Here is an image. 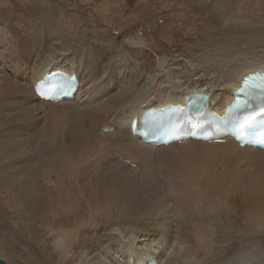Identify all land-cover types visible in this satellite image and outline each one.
I'll return each instance as SVG.
<instances>
[{"label":"bare ground","instance_id":"obj_1","mask_svg":"<svg viewBox=\"0 0 264 264\" xmlns=\"http://www.w3.org/2000/svg\"><path fill=\"white\" fill-rule=\"evenodd\" d=\"M182 1L230 45L214 46L194 70L170 66L140 81L143 64L132 65L131 52L122 51L125 44L146 45L135 33L123 32L116 48L102 38L91 46L88 36L74 39L69 22L60 28L61 22H46L45 33L56 35L42 48L44 31L28 28L30 39L25 30L26 39L13 42L16 20L2 18L0 211L19 223L41 264H264V239L256 241L264 231V171L256 173L254 163L251 178L240 173L263 160L264 151L230 138L153 147L130 132L129 122L146 108L185 104L192 94H206L223 115L243 77L264 71V0ZM18 48L21 60L12 56ZM56 71L80 78L74 100L53 103L35 93ZM60 118L78 122L65 131ZM43 119L54 130L40 136ZM64 136L70 144L55 147Z\"/></svg>","mask_w":264,"mask_h":264},{"label":"rangeland","instance_id":"obj_2","mask_svg":"<svg viewBox=\"0 0 264 264\" xmlns=\"http://www.w3.org/2000/svg\"><path fill=\"white\" fill-rule=\"evenodd\" d=\"M103 1L0 0V22H2L3 17L16 20V27L14 24L11 26V33L15 39H13V42L22 41V37L24 36L26 39L25 30H28V28L38 30V33L44 31V38L40 41L39 45V47L42 48H50L52 46L50 41L53 36L56 35L53 34L52 38L48 36L49 32H46V22L51 23L54 21L53 23L55 24V26L57 25V22H61L58 25L59 28L60 25H62L64 22H69L71 26L67 31L75 32L76 36L74 39L81 35L88 36V38H91V46H93V43L98 42L96 39L102 38L103 42H105L107 46L112 45L114 46V48H116V46L122 39V35L124 34L123 32L126 31L130 34L135 33L140 36L141 39L145 40L146 45L141 44L140 46L135 47L125 44L124 47H122V51L127 52L128 50L129 53L131 52L132 57H134L135 59L134 61L132 59V65H135L136 63L143 64L141 65L142 67L140 68V71H137V76H139V79L137 80L139 81L143 77L145 78L147 74L155 75L161 69L168 70L170 66H172L174 69L183 70V67L185 65H193L194 70L195 68H197V66L205 64V60L202 56H205L206 54H208V52H213V50L215 49L214 46L218 47L219 45H221L225 47L230 45L226 44L229 43L228 41H223L217 37L216 31L213 27H211V25L203 23L196 16H194V14L189 9H187L188 6H186V4H184L182 0ZM106 3L108 4V6ZM102 17H104L105 19H102ZM41 27L43 29L44 27L46 28L43 30ZM67 27L68 26H64L63 28ZM141 30L143 32H141ZM45 32L48 34H46ZM31 33L32 32L28 30L27 37L29 39L31 38ZM207 46L209 49H207ZM12 56L16 59L21 60L22 54L19 48L14 54H12ZM105 56L106 55L102 56V58L100 59L101 62L104 59L106 60ZM164 58L167 59V62H164L162 64L159 63L161 62L160 60ZM200 58H202V60ZM113 61L112 63L110 61L108 62L111 63V65H114L113 63H116V61ZM108 62L106 61L107 64H109ZM99 65H102V63H100ZM115 68V73H117V67ZM143 68H145L144 73L141 71ZM196 76L199 77L200 74H197ZM131 80L135 81V76H132ZM12 118H18L16 110L15 114L12 115ZM22 119L27 120V117L25 116ZM61 119L62 118H60L59 123L62 124L61 127L65 131L69 130L67 128V125H69L68 122L71 123L75 120L76 122H78L77 118H66L67 121H65L66 119ZM17 127L19 129L20 125H18ZM52 129V124L50 122L46 123V119H43V123L39 124L38 134L42 136V133H44L45 131H52ZM25 136L26 134L24 135V137ZM66 138L67 136H64V139L58 138L57 140L60 142H55V147H57V144H60L63 141L70 144L67 140L68 138ZM245 155L247 154L239 156V160L241 162L237 158V160H235V163L237 162L238 164H242L244 162V159L246 161L248 159V155ZM263 160L260 159L256 160V162L254 161L248 163L245 165L247 168H245V166L243 168V166L241 167L239 165L241 167L240 173L245 174L244 176L246 179L251 178V176L255 174V172H253V174L251 173L252 175H248L249 172H252L251 166L255 167L256 165H258V171L256 168H254L253 171L256 170V173L263 172ZM258 161H262L263 163H259ZM237 163L236 166H234V169L236 171L239 169ZM249 167L251 168L250 171L248 169ZM243 170H245L246 173ZM247 171L249 172L247 173ZM1 214L3 213L0 211V258L5 260L7 264H41V262L38 261V258H36L38 255L36 245L31 243L29 240H26L24 235L20 232L19 223L17 222L16 225V223L12 220H9L7 216ZM114 222L117 223V221L115 220ZM111 228H113V225H109L107 233L112 232V230H110ZM15 231H17L18 233ZM256 239L257 242L258 240L260 241V239H264V231H261L259 236L256 235ZM45 264L49 263L46 262Z\"/></svg>","mask_w":264,"mask_h":264},{"label":"water","instance_id":"obj_3","mask_svg":"<svg viewBox=\"0 0 264 264\" xmlns=\"http://www.w3.org/2000/svg\"><path fill=\"white\" fill-rule=\"evenodd\" d=\"M120 38V37H119ZM0 264H7L6 261H4L3 259H0Z\"/></svg>","mask_w":264,"mask_h":264}]
</instances>
